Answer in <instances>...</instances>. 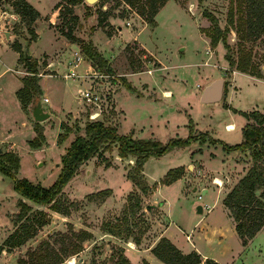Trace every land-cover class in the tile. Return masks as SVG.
Returning <instances> with one entry per match:
<instances>
[{
    "label": "rangeland",
    "instance_id": "rangeland-1",
    "mask_svg": "<svg viewBox=\"0 0 264 264\" xmlns=\"http://www.w3.org/2000/svg\"><path fill=\"white\" fill-rule=\"evenodd\" d=\"M28 1L41 13L31 25L35 34L6 0H0V148L5 159L10 153L18 156V177L51 184L70 142L91 120V106L77 89L85 87L88 78L66 77L72 62H62L79 55L80 74L90 65L96 66L62 29H72L77 37L92 41L108 61L111 71L98 69L110 73L115 84L103 79L106 96L102 97L98 119L133 138L167 142L174 136H205L164 155L150 156L143 165L150 185L147 194L127 176L134 157H121L115 146L102 151L81 165L53 202L52 207L68 208L69 214L54 210L50 204L23 199L33 209H42L47 222L16 246L5 240L17 228L13 219L21 196L14 190L12 178L0 171V264H16L19 256L44 239L59 247L55 233L66 232L70 223L76 230H88L91 237L82 242L84 248L78 256L60 264H75L80 259L86 264H116L121 255L129 264H152L149 254L155 258L152 247L165 236L168 225V238L183 252L193 250L195 244L213 254L225 252L224 259L231 264H264V227L248 246L243 245L223 203L250 166L249 153L227 151L209 140L214 137L236 144L243 139L242 128L250 120L224 107L226 104L245 111H264V32L248 38L243 35L244 25L243 33L238 29L240 18L246 16L244 0H167L152 24L123 0H83L73 6L72 13L63 6L61 16L57 4L55 12H50L61 0ZM205 12L217 18L229 47L221 39L212 41L214 25ZM5 31L10 43L2 36ZM57 34L64 38L58 39ZM15 41L20 43L21 53L11 45ZM23 51L31 53L38 63L35 76L41 85L42 105L51 113L38 121L42 135L35 130L31 105H23L16 94L23 77L31 75ZM227 57L235 62L250 57L259 72L238 70ZM50 59L59 61L51 66L53 71L48 70ZM216 77L224 80L221 100L202 102L203 87ZM43 97L49 101L44 102ZM179 166L184 169L181 177L163 183L166 172ZM215 178L222 183H216ZM100 191L108 194L99 195ZM131 195L141 196V209L134 215L127 210L134 200H129ZM198 204L203 205V213L196 211ZM107 225L120 227L122 237L105 232Z\"/></svg>",
    "mask_w": 264,
    "mask_h": 264
},
{
    "label": "trees",
    "instance_id": "trees-1",
    "mask_svg": "<svg viewBox=\"0 0 264 264\" xmlns=\"http://www.w3.org/2000/svg\"><path fill=\"white\" fill-rule=\"evenodd\" d=\"M18 13L24 23L27 25L29 32L34 33L31 27L33 22L40 16V12L28 0H6ZM129 6L136 9L137 13L149 24H152L154 17L159 9L167 2V0H123ZM83 0H61L56 5L59 8V16L62 15V7L65 6L68 13L73 12V6L82 3ZM243 2V1H242ZM246 7V16L241 17L239 21V30L242 32L243 25L245 34L248 38L256 37L264 32V0H244ZM64 4V5H63ZM230 13L232 11L230 10ZM205 14L213 23L214 32L212 41L216 43L218 40L225 42V32L219 27L217 18L209 12ZM107 18V12H104ZM76 18V16H73ZM230 22H233L230 18ZM61 32L70 41L78 43L81 50L95 64L97 68L106 67L107 71H111L108 61L104 55L97 49L92 41H85L77 37L72 29ZM19 53H21V45L18 41L11 44ZM225 46L229 45L225 42ZM23 57L28 62L29 76L23 77V85L16 94L23 105L32 104L37 95L41 94L40 84L37 72V61L28 56L27 51H23ZM230 65L236 66V69L243 72L257 74L258 65L250 60V57L235 62L229 58ZM130 88V84H127ZM231 108L235 112H239L248 118L242 128L243 139L236 144H229L218 138L211 137V143L222 144L223 149L227 151L238 150L247 151L249 153L251 164L245 174L235 183V185L227 192L223 199V203L230 210L231 216L235 221V230L246 245L263 227H264V111L252 109L249 111L236 109L230 105L224 106ZM35 130L38 135H42V127L36 121ZM192 134L186 137L174 136L167 142H162L152 138H133L126 134L118 132L113 125L106 124L103 120H90L84 127V132L78 134L69 144L62 156V166L57 178L48 186L40 183L32 182L27 178L18 177L15 171L19 167V158L16 155L9 154L5 159L3 153L0 152V171L8 175L13 180L14 190L21 196L18 201L19 211L14 216V224L17 228L6 238L5 243L9 245H20L28 237L32 236L39 226L46 224L45 213L42 209H33L23 199L32 201L37 204H50L58 200L63 193V187L78 172L82 164L90 158L96 156L102 151L111 150L113 146L117 148L118 155L121 157L132 156L135 158V164L128 171L127 176L141 190L143 194H147L150 185L144 178L143 165L150 156H161L177 147H185L191 144L196 138ZM34 140V139H33ZM204 140V139H202ZM35 144L36 142L33 141ZM183 167H175L169 169L163 183L170 184L179 179L183 174ZM99 195H106L108 191H100ZM133 200L128 205L130 215L141 209V196L132 195L129 200ZM54 210L69 214V209H60L58 206L52 207ZM128 221V218L125 217ZM105 232L122 237V230L117 225H107L103 228ZM55 242H59V247L54 245V241L49 239L42 240L37 247L27 250L25 255L19 256L16 264H60L66 258L78 256L83 250L82 242L91 237V232L86 229L76 230L73 225L69 224V229L65 232L57 231L55 233ZM152 253L162 262L166 264H220L214 258L203 257L196 249L189 252H183L170 238L161 236L156 244L152 247ZM75 264H86L83 260H78ZM116 264H129L128 260L121 255L119 262Z\"/></svg>",
    "mask_w": 264,
    "mask_h": 264
},
{
    "label": "built area",
    "instance_id": "built-area-1",
    "mask_svg": "<svg viewBox=\"0 0 264 264\" xmlns=\"http://www.w3.org/2000/svg\"><path fill=\"white\" fill-rule=\"evenodd\" d=\"M80 59L81 58L78 55L77 58L73 60V63L71 64L70 69L65 76L73 79H83L84 77L88 78L89 80L88 84L85 87L80 86L78 88V92L82 95V98L86 100V103L91 106V109L88 114L90 119L98 120L99 115L101 114L102 97L106 96V94L103 93L104 90L103 79L105 80L106 83L108 82V84L110 85L115 84V82L112 83L111 81L112 76L110 73H104L97 67L95 68L92 67L91 65L90 67H88V69H86L84 76H81L76 71ZM43 101L47 102L48 97H43Z\"/></svg>",
    "mask_w": 264,
    "mask_h": 264
},
{
    "label": "water",
    "instance_id": "water-1",
    "mask_svg": "<svg viewBox=\"0 0 264 264\" xmlns=\"http://www.w3.org/2000/svg\"><path fill=\"white\" fill-rule=\"evenodd\" d=\"M87 1H95V0H87ZM6 35L8 37L9 32H6ZM181 49H183V47H181ZM27 54L29 57H31L30 53ZM223 89H224L223 78L216 77L205 84L200 95V100L202 102L220 101L223 95ZM31 114L35 121H43L51 115L49 111L44 109L40 95H37L35 97L34 102L31 104ZM0 152H1V148H0ZM196 211L198 213H203V205L198 204L196 206Z\"/></svg>",
    "mask_w": 264,
    "mask_h": 264
},
{
    "label": "crops",
    "instance_id": "crops-1",
    "mask_svg": "<svg viewBox=\"0 0 264 264\" xmlns=\"http://www.w3.org/2000/svg\"><path fill=\"white\" fill-rule=\"evenodd\" d=\"M59 1H57L54 5H53V7L51 8V10H50V12H55V5L58 3ZM31 3V2H30ZM32 4V3H31ZM33 5V4H32ZM34 6V5H33ZM40 12V11H39ZM49 13V12H48ZM40 15H41V13H40ZM41 17V16H40ZM38 20V19H37ZM36 20V21H37ZM6 32L7 31H5L4 33H3V37H4V39L6 40V41H8L9 42V35H8V37H7V35H6ZM57 33V32H56ZM57 38L58 39H60V38H64L63 36H61V35H59V34H57ZM69 41V40H68ZM71 42V41H70ZM10 43V42H9ZM66 43H69V42H67V40H66ZM72 43H74V44H76L75 42H72ZM76 46H78L77 44H76ZM78 48H79V46H78ZM74 53H77V51H75ZM31 54V53H30ZM55 59V58H54ZM48 60L49 61V63H48V65L50 66V67H48V68H50V69H48V70H51V71H53L54 69H53V67L57 64V63H59V61H57V60ZM70 58L69 59H65V61L64 62H62V63H64V64H68V65H70V63L72 62L73 63V58L70 60ZM56 61V62H55ZM82 61V60H81ZM81 61H79V63H78V67H79V64H80V62ZM53 65V67L51 68V66ZM68 67H70V66H68ZM76 71H77V69H76ZM78 72V71H77ZM79 73V72H78ZM80 74V73H79ZM81 76H84V73L83 74H80ZM80 86H78L77 87V89L79 88ZM40 88H41V85H40ZM17 90V89H16ZM49 101V100H48ZM168 231H169V225L167 226V228L165 229V231H164V234L163 235H165V236H169L168 235ZM254 238V237H253ZM252 238V239H253ZM252 239H250L249 241H248V243L245 245V246H248L249 244H250V242H251V240ZM243 244V243H242ZM193 249H196L203 257H207V256H210V257H212V258H214L215 260H217L220 264H231L230 263V261L229 260H225L224 259V253L225 252H219L218 254H213V253H211V252H206V251H203V250H201L198 246H196L195 244H193ZM154 255V254H153ZM149 258L151 259V260H153L154 262H155V264H160L159 263V261H161V260H159L155 255V258L157 259V260H159V261H156V259L155 258H153L152 256H151V253L149 254ZM150 259H148V260H150ZM153 261H152V264H154L153 263ZM149 262H151V261H149ZM162 262V261H161ZM164 263V262H163ZM166 264V263H165Z\"/></svg>",
    "mask_w": 264,
    "mask_h": 264
},
{
    "label": "bare ground",
    "instance_id": "bare-ground-1",
    "mask_svg": "<svg viewBox=\"0 0 264 264\" xmlns=\"http://www.w3.org/2000/svg\"><path fill=\"white\" fill-rule=\"evenodd\" d=\"M165 92H166V95L170 94V91H165ZM227 127L231 129V128H233V125L232 124H228ZM215 182L219 183V184L222 183L220 178H215Z\"/></svg>",
    "mask_w": 264,
    "mask_h": 264
}]
</instances>
